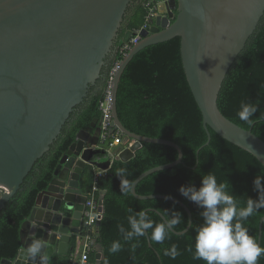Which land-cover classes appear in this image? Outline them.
<instances>
[{
  "label": "water",
  "instance_id": "obj_1",
  "mask_svg": "<svg viewBox=\"0 0 264 264\" xmlns=\"http://www.w3.org/2000/svg\"><path fill=\"white\" fill-rule=\"evenodd\" d=\"M133 1L0 0V213L23 189L38 160L51 150L92 86L107 76L117 44L131 33L127 30L120 39ZM170 6L167 16H159L149 31H143V38L123 59L114 79V122L124 132L125 141L169 145L179 153L175 161L150 168L135 179L132 194L139 199L169 196L142 195L136 187L148 175L181 163L183 151L172 140L140 135L124 126L117 105L119 85L127 65L139 51L174 37L181 38L187 80L203 115L208 135L203 147L211 140V128L264 165V140L251 128L225 116L218 102L231 67L264 18V0H170ZM161 11L165 13L163 7ZM98 121L95 118L82 129L62 156L50 184L38 194L21 225L18 255L1 264H42L40 257L33 259L26 254L28 245L36 239L44 244L46 264L52 263L54 255H66L73 249L72 238L81 233L87 201L82 174L89 164L111 166L110 160L95 159ZM134 153L129 148L121 159L128 160ZM102 191L104 212L107 191ZM170 197L189 216L184 230H171L181 235L192 225V212L180 199ZM157 212L164 221L167 219ZM263 224L264 216L259 223L260 244ZM148 241L152 247L149 237ZM96 246V264H101L102 247L97 241Z\"/></svg>",
  "mask_w": 264,
  "mask_h": 264
},
{
  "label": "trees",
  "instance_id": "obj_2",
  "mask_svg": "<svg viewBox=\"0 0 264 264\" xmlns=\"http://www.w3.org/2000/svg\"><path fill=\"white\" fill-rule=\"evenodd\" d=\"M139 14L140 18L137 17ZM144 15L143 6L139 4L123 28L120 39L127 30L140 26ZM103 90L79 114L71 116L51 150L36 163L23 189L0 213V264L4 259H14L18 255L21 225L35 206L38 194L50 184L62 156L77 141L78 133L95 118L101 117L99 102ZM218 102L225 116L244 128H251L264 140V18L231 67ZM244 102L258 105L251 125L238 117ZM117 105L119 117L127 129L140 135L172 140L183 151L181 163L145 177L137 184V193L165 194L178 198L191 210L193 221L186 233L179 235L170 231L163 243H156L149 238L152 247L148 241L151 229L143 237L131 241L124 239L120 226L130 230L128 217L142 210H147L154 225L164 222L157 211L167 219H171L174 214L179 216L180 222L174 227L178 231L184 230L189 223L186 210L172 200L139 199L132 193L127 196L121 193L120 179L116 175L118 169H125L124 178L134 182L144 171L173 162L179 155L169 145L148 142L135 145L134 140L126 141L121 144L122 147L133 148L134 156L128 160L117 157L100 182L101 189L107 191L104 197L105 211L97 233V243L104 255L101 264H206L203 260L193 259L195 236L203 224L200 215L202 209L183 197L179 188L189 184L200 187L202 176L211 172L218 183L227 184L228 193L237 200L238 208H243L249 197L258 198L253 180L257 175H264V165L251 153L224 139L211 128V140L203 147L208 135L183 66L180 37L149 45L133 57L122 75ZM103 153L102 150H96L95 159L101 160ZM82 175L83 182L87 179L86 185L91 188L93 167L88 165ZM263 216L264 209H260L243 222L257 241ZM116 241L120 243L121 250L112 253L110 247ZM173 245L177 246L180 253L175 259L164 254ZM261 246H264V224ZM73 252L71 250L66 255H57L53 264H70ZM90 261L96 262V251L90 255ZM258 264H264V256L260 257Z\"/></svg>",
  "mask_w": 264,
  "mask_h": 264
},
{
  "label": "clouds",
  "instance_id": "obj_3",
  "mask_svg": "<svg viewBox=\"0 0 264 264\" xmlns=\"http://www.w3.org/2000/svg\"><path fill=\"white\" fill-rule=\"evenodd\" d=\"M257 112L258 105L244 102L241 104L238 117L251 125L252 118ZM125 171L118 169L116 175L120 179L121 193L127 196L133 193L134 183L124 178ZM253 185L254 191L258 192V198L249 197L246 207L243 208H238L237 200L227 191V184L218 183L216 176L211 172L202 176L200 187L189 184L179 188L183 197L202 209L200 215L203 224L197 229L193 259L203 260L206 264H258L260 257L264 256V246L249 234L243 222L260 209H264V175H257ZM179 222V216L174 214L171 219L154 225L147 213L142 210L128 217L130 230H126L122 225L119 230L126 241H131L133 238L145 236L147 230L151 229L149 238L156 243H163L168 238V233ZM43 249V242L36 239L28 245L26 254L33 259L40 257L42 264H46L47 256ZM120 250V243L113 242L110 251L116 253ZM164 254L175 259L180 253L177 246L173 245L171 250H165Z\"/></svg>",
  "mask_w": 264,
  "mask_h": 264
},
{
  "label": "built area",
  "instance_id": "obj_4",
  "mask_svg": "<svg viewBox=\"0 0 264 264\" xmlns=\"http://www.w3.org/2000/svg\"><path fill=\"white\" fill-rule=\"evenodd\" d=\"M142 6L145 11L143 23L140 26L130 29L131 33L127 40H120L116 57L107 72L103 96L99 102V110L101 112L99 120L100 136L95 150H102L104 152L102 159L110 160L111 165L117 158L115 149L118 145L126 142L125 134L114 122L113 116L115 75L123 59L128 55L132 47L143 38V31H149L159 16L165 17L171 10L170 0H144ZM162 7L165 13L161 11ZM91 166L93 167V183L87 194L81 233L77 236L78 246L76 252L72 254L74 258H78V264H96V262L90 261V255L96 251L97 233L99 230L98 223L102 220L104 213L103 191L100 187V182L111 167L102 168L97 165Z\"/></svg>",
  "mask_w": 264,
  "mask_h": 264
},
{
  "label": "flooded vegetation",
  "instance_id": "obj_5",
  "mask_svg": "<svg viewBox=\"0 0 264 264\" xmlns=\"http://www.w3.org/2000/svg\"><path fill=\"white\" fill-rule=\"evenodd\" d=\"M144 0H134L133 3L131 4V6L128 8L127 13L125 15V19H124V23H123V28L125 27V25L128 23V20L131 19V17L133 16V10L136 6H138L139 4H142ZM122 28V30H123ZM120 42V41H119ZM119 45L117 44V47ZM107 69V67H106ZM106 81V76L102 77L95 86H92L90 92H89V96L86 98L85 102L82 103L81 105L77 106L74 110V112L72 113V116H76L77 114L80 113V111L82 110V108L84 106H86L95 96L99 95L101 93V91L103 90V86H104V82ZM100 120V118H99ZM98 127L99 126V121H98Z\"/></svg>",
  "mask_w": 264,
  "mask_h": 264
},
{
  "label": "crops",
  "instance_id": "obj_6",
  "mask_svg": "<svg viewBox=\"0 0 264 264\" xmlns=\"http://www.w3.org/2000/svg\"><path fill=\"white\" fill-rule=\"evenodd\" d=\"M128 149H129V147H122V145H118L117 148L115 149V153L117 154V157L121 158L122 154H125ZM86 183H87V179L84 180V182H83V175H82V177H81V185H82L83 190L85 191V193L88 194L89 191H90V188L88 187V185H86ZM71 244L74 246L72 250H74L73 253H75L76 252V248L78 246V238H77V236H73ZM96 248H97V246H96ZM73 253H71V256H70V264H78V258H74L72 256ZM57 255L58 254L53 256V258L51 260L52 264H53V262H55Z\"/></svg>",
  "mask_w": 264,
  "mask_h": 264
},
{
  "label": "rangeland",
  "instance_id": "obj_7",
  "mask_svg": "<svg viewBox=\"0 0 264 264\" xmlns=\"http://www.w3.org/2000/svg\"><path fill=\"white\" fill-rule=\"evenodd\" d=\"M140 16V14L137 16V17H139ZM140 18V17H139ZM102 161L104 160V159H101Z\"/></svg>",
  "mask_w": 264,
  "mask_h": 264
}]
</instances>
